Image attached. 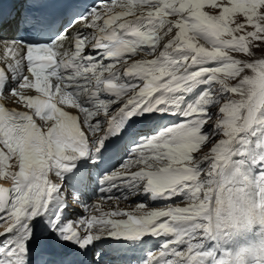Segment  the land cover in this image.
Wrapping results in <instances>:
<instances>
[{
    "label": "snow or ice",
    "instance_id": "obj_1",
    "mask_svg": "<svg viewBox=\"0 0 264 264\" xmlns=\"http://www.w3.org/2000/svg\"><path fill=\"white\" fill-rule=\"evenodd\" d=\"M65 2L0 36V264H264V0Z\"/></svg>",
    "mask_w": 264,
    "mask_h": 264
},
{
    "label": "bare ground",
    "instance_id": "obj_2",
    "mask_svg": "<svg viewBox=\"0 0 264 264\" xmlns=\"http://www.w3.org/2000/svg\"><path fill=\"white\" fill-rule=\"evenodd\" d=\"M12 106H15V105H12ZM140 120H142L143 118H139ZM9 163H11V162H9ZM2 184H4L5 186H8V187H10L11 186V180H10V178L9 179H7V180H5V179H3V178H0V185H2ZM93 184H95V183H93ZM72 190H70V192H71ZM91 193H93V197H91L90 196V194H84L82 197H81V199H83L87 204H89V205H91V204H93V203H97V202H100V196H98L97 194H96V189L94 188H92V190H91ZM117 195H119V193H117ZM88 196L90 197V198H88ZM92 198V199H91ZM133 199H135V198H133ZM73 200V199H72ZM74 201V206H76L77 207V212H75V214L77 213L78 214V216L79 217H81V216H84V215H86V213H85V211H84V208H83V205H81L80 203H77L75 200H73ZM137 202H139V200H137L136 199V202L135 203H137ZM77 203V204H76ZM135 203L134 204H132L131 203V201H130V199L129 200H120L119 201V206L121 207V208H124V209H130L131 207H133L134 205H135ZM76 204V205H75ZM133 205V206H132ZM154 205H157V207H159V206H162L161 204H154ZM112 209V206H111V204L108 202V201H104L103 203H102V210L103 211H110ZM70 216V215H69ZM7 225L6 224H1V229H2V232H3V230H4V228L6 227ZM99 243V242H98ZM120 244H121V242L120 241H118V240H113V239H111V238H109V239H107V240H105L103 243H101V245H103L104 246V252H103V254H104V256H106L107 255V252H108V250L109 251H113V249H116V248H119L120 247Z\"/></svg>",
    "mask_w": 264,
    "mask_h": 264
},
{
    "label": "rangeland",
    "instance_id": "obj_3",
    "mask_svg": "<svg viewBox=\"0 0 264 264\" xmlns=\"http://www.w3.org/2000/svg\"><path fill=\"white\" fill-rule=\"evenodd\" d=\"M206 10H208V9L206 8ZM130 201H131L132 204H134L136 202V199H130ZM69 203H70V207L68 209V214L70 215L69 218H71V219H78V218H80L77 214H75V212H76L77 209L74 206V201L71 199V196H70V199H69ZM153 206H156L157 207V205H153ZM0 226H1V224H0ZM0 232H2L1 227H0ZM99 247L104 252V246L101 245V244H99ZM111 253L112 252L108 250L107 255L104 256V264H115V257H113L111 255Z\"/></svg>",
    "mask_w": 264,
    "mask_h": 264
}]
</instances>
